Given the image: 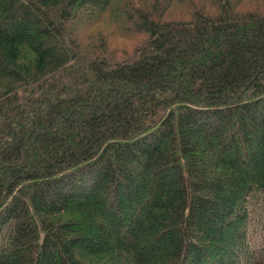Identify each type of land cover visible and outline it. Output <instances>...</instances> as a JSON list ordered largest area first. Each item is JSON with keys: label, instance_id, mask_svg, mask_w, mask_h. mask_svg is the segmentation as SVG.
Returning <instances> with one entry per match:
<instances>
[{"label": "trees", "instance_id": "obj_1", "mask_svg": "<svg viewBox=\"0 0 264 264\" xmlns=\"http://www.w3.org/2000/svg\"><path fill=\"white\" fill-rule=\"evenodd\" d=\"M0 264H264V0H0Z\"/></svg>", "mask_w": 264, "mask_h": 264}, {"label": "rangeland", "instance_id": "obj_2", "mask_svg": "<svg viewBox=\"0 0 264 264\" xmlns=\"http://www.w3.org/2000/svg\"><path fill=\"white\" fill-rule=\"evenodd\" d=\"M98 29H104L107 33L111 34L108 37L109 40V58L112 60H130L136 52V46L145 40V34L134 33L131 34L126 32L125 29H112L106 23H99L96 26ZM104 31V30H103Z\"/></svg>", "mask_w": 264, "mask_h": 264}]
</instances>
